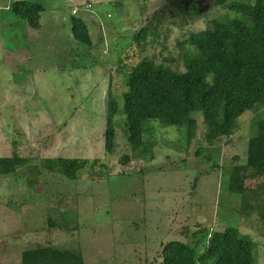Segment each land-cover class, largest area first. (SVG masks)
I'll list each match as a JSON object with an SVG mask.
<instances>
[{"label":"rangeland","instance_id":"1","mask_svg":"<svg viewBox=\"0 0 264 264\" xmlns=\"http://www.w3.org/2000/svg\"><path fill=\"white\" fill-rule=\"evenodd\" d=\"M17 1L43 8L38 30L11 14ZM193 1L199 15L178 18ZM74 18L87 26L92 49L74 40ZM226 18L239 16L213 0H0V158L27 160L0 177L1 264H21L22 252L39 245L85 264H158L162 245L194 246L193 233L228 228L252 241V264H264V227L256 216L243 221L240 196L227 191L264 108L245 113L239 130L213 147L201 113L189 115L197 123L189 143L184 127L157 120L143 121L136 153L126 139L127 73L143 60L185 72L189 35ZM109 95L118 104L111 154L104 142ZM58 158L86 162L76 181L47 171L46 162ZM251 173L245 188L264 189V177Z\"/></svg>","mask_w":264,"mask_h":264},{"label":"trees","instance_id":"2","mask_svg":"<svg viewBox=\"0 0 264 264\" xmlns=\"http://www.w3.org/2000/svg\"><path fill=\"white\" fill-rule=\"evenodd\" d=\"M213 6L226 9L239 18L211 20L205 30L190 34L186 41L189 49L185 72L178 73L154 61L143 60L127 73L122 113L126 139L133 153L143 146L145 120L184 127L189 143L195 139L197 131V123L189 115L201 113L206 127L205 141L213 147L239 130V119L245 113L264 108V0H213ZM10 12L30 28L39 29L43 12L40 5L17 1L11 5ZM197 15L198 5L194 1L178 9V18L183 20ZM71 27L74 40L92 49L84 21L74 18ZM108 97L104 142L106 153L111 154L118 104L113 97ZM26 163L27 160L17 153L10 158H0V177L16 174ZM85 166V161L72 158L46 162L48 172L59 173L72 181H76ZM248 170L252 171L249 175L252 178L264 177V122L252 131L245 165L232 167L227 186L229 193L240 196V218L244 221L256 216L264 227V189L245 188ZM54 223L47 221L49 226ZM184 232H189L188 228ZM192 235L199 236L194 246L175 241L162 245L157 254L158 264L253 263L252 241L240 236L235 228L210 233L201 229ZM200 246L203 247L201 253L197 252ZM21 264L85 263L73 252L39 245L22 252Z\"/></svg>","mask_w":264,"mask_h":264},{"label":"built area","instance_id":"3","mask_svg":"<svg viewBox=\"0 0 264 264\" xmlns=\"http://www.w3.org/2000/svg\"><path fill=\"white\" fill-rule=\"evenodd\" d=\"M88 8H90V6L89 5H85V9H88ZM77 14H78V10L77 9H73L72 10V15L75 16Z\"/></svg>","mask_w":264,"mask_h":264}]
</instances>
